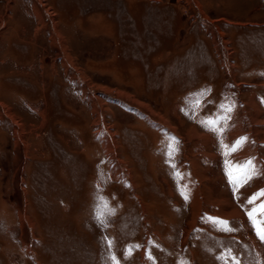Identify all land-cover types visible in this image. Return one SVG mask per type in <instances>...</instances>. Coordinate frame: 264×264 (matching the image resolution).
I'll list each match as a JSON object with an SVG mask.
<instances>
[{"label": "rangeland", "instance_id": "374dc122", "mask_svg": "<svg viewBox=\"0 0 264 264\" xmlns=\"http://www.w3.org/2000/svg\"><path fill=\"white\" fill-rule=\"evenodd\" d=\"M261 191L264 0H0V264H264Z\"/></svg>", "mask_w": 264, "mask_h": 264}, {"label": "snow or ice", "instance_id": "6c2138e0", "mask_svg": "<svg viewBox=\"0 0 264 264\" xmlns=\"http://www.w3.org/2000/svg\"><path fill=\"white\" fill-rule=\"evenodd\" d=\"M244 139L242 138L238 144L241 143ZM253 174H257L256 170L253 168L251 161H248L244 166L239 167V176L238 178H233L232 172H229V180L230 183L233 185V190L235 191L237 186L241 183V181H246L250 179ZM257 196H264V191H261L258 194H254L250 197L247 201L248 204H253L254 200ZM248 220L251 223L253 230L255 231L257 237L264 242V203H261L258 206H253L251 210L247 211ZM221 224L227 226L228 222L221 221ZM227 230H231L227 228ZM114 259V258H113ZM219 259H223L220 257ZM233 264H239V261L236 260L234 257L232 258Z\"/></svg>", "mask_w": 264, "mask_h": 264}, {"label": "crops", "instance_id": "0c3cea01", "mask_svg": "<svg viewBox=\"0 0 264 264\" xmlns=\"http://www.w3.org/2000/svg\"><path fill=\"white\" fill-rule=\"evenodd\" d=\"M211 158H213V156H211ZM196 193H197V191H196V192H194V194H193V195H195ZM193 203H194V204H193ZM191 204H192V206H194V205H195V200H194V199L192 200V203H191ZM223 213H224V212H223Z\"/></svg>", "mask_w": 264, "mask_h": 264}]
</instances>
